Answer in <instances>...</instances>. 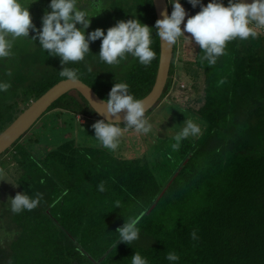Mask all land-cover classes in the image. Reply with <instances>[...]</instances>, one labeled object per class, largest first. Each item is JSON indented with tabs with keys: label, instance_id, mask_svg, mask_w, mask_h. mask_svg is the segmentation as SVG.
<instances>
[{
	"label": "trees",
	"instance_id": "16d2710c",
	"mask_svg": "<svg viewBox=\"0 0 264 264\" xmlns=\"http://www.w3.org/2000/svg\"><path fill=\"white\" fill-rule=\"evenodd\" d=\"M19 2L29 6L39 29L50 0ZM180 2L188 13L185 22L200 11L188 0ZM76 3L97 15L87 32L106 20V12L114 20L110 27L134 18L153 28L156 23L152 0H110L109 6L100 0ZM224 3L227 6V0ZM169 10L171 14L170 4ZM108 28L102 29L106 33ZM255 30V38L228 42L215 65L203 59L198 45L191 47L193 58L183 65L194 75L202 74V92L194 100L198 106L165 108L179 124L194 121L201 134L182 140L179 149L173 148L179 132L158 138L141 157L81 145L84 127L77 122L76 134L65 136L75 125L70 121L57 126L56 116L66 112L73 119L77 114L101 118L76 90L52 103L46 112L54 113L55 126L42 125L38 134L23 135L0 155L1 169L8 171L17 188L15 195L25 191L40 197L37 208L16 214L0 190V264H131L135 251L148 264H170V252L179 257L175 264H264V28ZM34 35L30 31V38ZM185 38L174 45L161 99L178 85L173 74ZM152 40L156 58L149 66L129 56L123 71L120 64L114 76L94 62L101 45L97 40L90 43L83 61L64 67L76 70L103 99L120 82L140 99L151 90L160 59L155 32ZM12 52L0 59V81L11 84L0 92V132L31 101L65 79L60 58L48 56L38 39L18 38ZM52 133L57 137L51 138ZM48 137L52 142H47V150L32 153L30 146ZM101 183L104 192L98 191ZM133 218L138 219L139 239L131 245L116 242L117 228ZM192 232L197 239H192Z\"/></svg>",
	"mask_w": 264,
	"mask_h": 264
},
{
	"label": "clouds",
	"instance_id": "9594fccd",
	"mask_svg": "<svg viewBox=\"0 0 264 264\" xmlns=\"http://www.w3.org/2000/svg\"><path fill=\"white\" fill-rule=\"evenodd\" d=\"M168 3L173 9L171 14L163 12V18L156 21L154 28L134 18L118 21L105 33L102 28L87 32L91 19L97 15L78 8L76 0H50L41 17L39 29L32 21L29 6H23L19 0H0V59L12 56L14 41L18 38H27L33 42L38 39L39 47L48 56L60 58L61 77L77 83V71L64 66L70 62L83 61L86 54L90 53V43L97 40L101 41L99 59L108 65L118 66L131 56L138 59L141 65L149 66L156 58V52L151 47L153 32L168 46L175 45L181 37L190 39L204 53L203 59L209 65H215L217 59L225 54L228 42L255 38L258 34L255 29L264 28V0H252L251 3L244 0H227V6L224 0H209L206 5L203 0H188L193 8L199 6L200 11L189 16L186 22L188 13L180 0H168ZM30 31L35 33L31 38ZM10 87V83L0 81V92H6ZM103 104L109 117L118 116L123 111L124 121L123 124L106 118L96 121L91 126L94 130L91 137L98 146L116 153L125 131L134 129L137 133L145 135L152 132V124L145 116L144 102L130 94L127 83H115ZM200 133L201 128L197 124L186 121L175 137L173 148L179 149L182 140L199 136ZM5 176L6 173L0 169V181H3ZM98 191H105L103 183L98 185ZM9 200L11 211L16 214L26 210L32 211L40 203L39 195L33 198L25 191L18 192ZM116 233V242L131 245L140 237L138 219L125 221L117 228ZM191 236L192 239H197L196 232H192ZM166 259L170 264H175L179 257L170 252ZM131 264H148V261L135 251Z\"/></svg>",
	"mask_w": 264,
	"mask_h": 264
},
{
	"label": "rangeland",
	"instance_id": "374dc122",
	"mask_svg": "<svg viewBox=\"0 0 264 264\" xmlns=\"http://www.w3.org/2000/svg\"><path fill=\"white\" fill-rule=\"evenodd\" d=\"M103 1L105 6L110 5V0H100ZM110 10V7L108 8ZM113 18L110 17L109 12H106V20H102V22L96 23L92 30H95L97 28H108L110 27V24L113 22ZM186 35L190 36L186 33ZM194 43L190 41V39L185 38L183 41H180V48L178 52V56L176 57V66L174 68V74H173V81L178 83V85L173 86L170 88L167 96L162 98L157 106H155L150 113L146 116V118L149 120V122L152 124V132L145 135L142 133H137L134 129H129L123 133V136L121 138L120 146L117 151L120 153H123L126 157H141L144 155H148L150 152V148H153V144L157 142L158 138H163L165 136H171L173 133L180 132L183 127L185 126V122L189 121L186 120L184 123L179 124L177 118L173 117V113L169 112L167 108L172 104H178L183 107H188L189 105L195 106V108L198 106V103H195L194 100L198 95L202 92V74L200 75H194V73H190L188 70H185L184 63L186 61L192 60V46ZM91 48V47H90ZM95 64H98L103 67V69L107 68V70H111L112 74L115 76L117 75V66L116 65H108L105 62H102L97 54L95 55ZM184 64V65H183ZM119 66V65H118ZM121 71H123L124 64L121 63ZM183 66V68H182ZM54 113L52 111L45 112L39 120H37L30 129L26 132L25 136H30L34 134H38L39 130L41 129L42 125L46 126L47 129L50 128L51 125H54ZM56 125L60 127L66 126L68 122L72 121L75 125V129L71 132L68 131L65 136H70L71 134H76V126L77 122L80 123L85 131L83 135L81 136V140H79V143L81 145H97L95 140L91 137L94 135V130L92 129V125L100 120V119H89L81 116L80 114H77L75 118H71L70 115L66 112L59 113L58 116H56ZM192 121V120H190ZM194 123V121H192ZM199 126V125H198ZM200 127V126H199ZM123 128V127H122ZM51 138L57 137L55 133H52ZM201 134V133H200ZM50 136V135H49ZM61 135L59 134V138ZM197 138L199 136H196ZM195 137V138H196ZM47 137H45L46 139ZM48 137L47 140H45L43 143L35 144L33 146H30V149L32 153L35 155H39L42 152H45L47 150V142H52V139ZM51 140V141H50ZM57 140V139H56ZM100 147V146H99ZM10 149V148H9ZM8 149V150H9ZM7 150V151H8ZM6 153V152H5ZM4 156V155H3ZM0 156V159L3 157ZM8 157V156H6ZM5 157V158H6ZM6 160L4 159L2 163L5 167ZM1 169V167H0ZM6 176L3 178V181H0V190L2 192V195L4 199L11 198L12 195L14 196L17 188L15 184L12 182V179H10V174L6 169H2ZM12 194V195H11Z\"/></svg>",
	"mask_w": 264,
	"mask_h": 264
},
{
	"label": "water",
	"instance_id": "95a60500",
	"mask_svg": "<svg viewBox=\"0 0 264 264\" xmlns=\"http://www.w3.org/2000/svg\"><path fill=\"white\" fill-rule=\"evenodd\" d=\"M246 3H251L252 0H244ZM156 21L162 19V13L167 11L170 15L168 0H152ZM174 45L168 46L159 39V60L156 69V75L151 90L139 100H142L146 106V113L153 109L159 103L161 96L166 88L169 78L171 62L173 59ZM78 91L87 101L88 105L96 112L101 119H109L111 121H119L123 123L124 112L122 111L118 116H107L106 107L101 98L88 84L79 79L77 83L69 80L61 79L52 85L48 90L41 94L38 98L31 101L0 132V155L6 152L14 142L26 134L30 127L46 112L52 103H54L60 96L71 91ZM93 105V106H92ZM94 107V108H93ZM145 113V114H146Z\"/></svg>",
	"mask_w": 264,
	"mask_h": 264
}]
</instances>
